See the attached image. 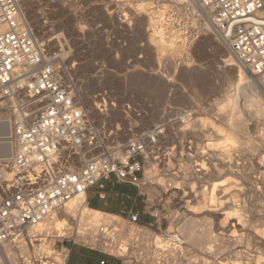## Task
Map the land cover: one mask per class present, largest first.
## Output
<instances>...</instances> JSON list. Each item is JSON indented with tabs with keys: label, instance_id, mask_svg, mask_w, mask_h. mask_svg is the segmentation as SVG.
<instances>
[{
	"label": "rangeland",
	"instance_id": "374dc122",
	"mask_svg": "<svg viewBox=\"0 0 264 264\" xmlns=\"http://www.w3.org/2000/svg\"><path fill=\"white\" fill-rule=\"evenodd\" d=\"M124 2L26 0L24 7L37 38L46 44L48 58L74 80L75 89L90 111L94 112L92 96L101 89H110L120 101H130L144 113L139 120L143 129H151L184 111L193 113L182 128L185 133L180 126L171 125L166 139L169 155L147 167L148 182L138 190L143 204L141 220L149 218L153 222L151 213L155 210L165 216L161 226L156 224L149 234L145 231L141 236L143 264H264V112L258 114L249 107L248 95L259 92L250 72L238 65H227L228 51L197 6L178 0ZM130 4L131 8L126 7ZM148 17L152 24H148ZM148 28L154 37L148 36ZM162 35L168 41L164 49H160ZM170 62H176L174 68ZM229 113L234 114L232 123L221 119ZM112 116L121 118L119 113ZM7 117L0 115L1 119ZM198 150L208 153L207 157L199 159ZM199 160H203V166ZM202 167L213 174L200 179L203 174L196 170ZM215 182L224 184L218 187L217 208L221 211L206 208L201 213V204L187 202L193 200L188 197L190 193L199 195L203 188L208 192ZM201 183L208 187H199ZM225 204L235 210H228ZM236 209L244 213L245 223L232 226V222L240 220L229 215ZM68 212L88 222L81 213L73 209ZM101 212L100 222L120 221L119 214ZM196 212L203 220L194 226L195 237L188 238L185 220ZM234 229L236 236L232 237L229 233ZM17 242L3 246L0 264H10L8 255L15 257L13 264H23L34 250L50 253L62 244L54 237L34 241V248L30 242ZM64 244L69 248L82 246L74 241ZM21 246L29 251L25 253Z\"/></svg>",
	"mask_w": 264,
	"mask_h": 264
},
{
	"label": "built area",
	"instance_id": "2783aa9c",
	"mask_svg": "<svg viewBox=\"0 0 264 264\" xmlns=\"http://www.w3.org/2000/svg\"><path fill=\"white\" fill-rule=\"evenodd\" d=\"M194 1L224 37L236 62L263 72L264 0ZM25 2L0 0V115L9 116L7 140L12 148L8 159H0V251L11 241L33 246L34 241L54 237L62 242L59 247L50 253L36 249L23 264H68L65 241L103 251L120 264H143L141 236L161 226L165 216L159 210L151 213L153 222L133 211L117 216L120 221L94 224L68 212L74 208L70 202L112 177L138 188L147 184V167L170 153L166 139L171 125L185 133L182 128L193 113L184 111L143 129L139 120L144 113L110 89L92 96L90 111L74 80L48 58ZM113 113L121 118H113ZM82 206L88 208L87 199ZM38 225L39 231L27 233Z\"/></svg>",
	"mask_w": 264,
	"mask_h": 264
},
{
	"label": "bare ground",
	"instance_id": "6f19581e",
	"mask_svg": "<svg viewBox=\"0 0 264 264\" xmlns=\"http://www.w3.org/2000/svg\"><path fill=\"white\" fill-rule=\"evenodd\" d=\"M176 1V0H175ZM179 2H187L188 3V5H191V6H197L198 7V5L196 4V2L194 1V0H178ZM186 4V3H185ZM196 8V7H195ZM194 8V9H195ZM199 8V7H198ZM200 9V8H199ZM201 11H202V9H200ZM204 14H205V12L204 11H202ZM135 14V13H134ZM154 19V18H153ZM148 24H152V22H151V19H149V17H148ZM154 21H156V19H154ZM154 21H153V23H154ZM150 22V23H149ZM215 28V27H214ZM216 29V28H215ZM217 30V29H216ZM148 31L150 32H148V36L149 37H151V36H153V31H152V29L151 28H148ZM217 32H218V34H219V36H220V38H221V41H222V45H223V47L228 51L227 52V54H228V59H227V65H229V66H232V65H238V66H240V67H243V68H245L248 72H250V74H251V78H252V81H253V83L256 85V87H257V90L259 91L258 93L257 92H253L252 94H250V95H248V98H247V100H248V102H249V107L251 106V107H254L255 109H256V112L259 114V113H262V112H264V71L263 72H261V73H259V74H257V73H255V72H253V71H251L250 69H248V68H246V67H244V66H242V65H240V64H238L237 62H236V60H235V58H234V56H233V54H232V52H231V50H230V47H229V45H228V43L225 41V39H224V37L221 35V33L217 30ZM157 34V33H156ZM154 37V36H153ZM160 49H164L166 46H167V40L165 39V37H164V35H162L161 36V39H160ZM153 45V44H152ZM159 56V55H158ZM176 63V62H175ZM175 63L174 62H170L169 64H170V66L171 67H173V66H175ZM57 64V63H56ZM174 68V67H173ZM240 71H242V72H245V71H243V70H240ZM246 93H247V91H246ZM260 93V94H259ZM249 94V93H248ZM229 101V100H228ZM231 102V101H230ZM227 104H228V102H227ZM225 106H227V105H225ZM248 106V105H247ZM222 108V107H221ZM224 109H225V107H223ZM223 109V110H224ZM233 111V110H232ZM236 115V114H235ZM7 116V115H6ZM233 116H234V114H232V113H229L228 115H226L225 117L224 116H222L221 117V119L223 120V121H227L228 123H232V121H233ZM258 116V115H257ZM2 117V116H1ZM9 119H1L0 118V159L2 160V159H8L9 157H10V155H11V151H12V148H11V145H10V143L8 142V140H7V136H8V134L10 133V126H9V124L7 123V121H8ZM235 120V119H234ZM240 124V123H239ZM229 125V124H228ZM242 125V124H241ZM242 129V128H241ZM244 131V130H243ZM246 131V130H245ZM216 132V131H215ZM220 133H221V131H220ZM220 133H218V134H220ZM224 133V132H223ZM223 133L222 134H220V135H223ZM220 139V138H219ZM226 139V138H225ZM228 139V138H227ZM223 141V140H222ZM207 145H209V142L208 143H206L205 144V146H207ZM212 145V144H211ZM210 145V146H211ZM228 145V144H227ZM229 147H231V146H229ZM220 148V147H219ZM223 150V149H222ZM217 151V150H216ZM226 152V151H225ZM229 152V151H228ZM231 152V151H230ZM197 155H198V157H199V159H201V158H203V157H205L206 156V154H208V153H203V150L202 151H199L198 150V153H196ZM218 154H220V153H218ZM221 156L223 155V154H220ZM196 156V155H195ZM211 156H212V154H211ZM231 156V155H230ZM207 157V156H206ZM219 158V157H218ZM222 158H224V157H222ZM232 158V157H231ZM208 159V158H207ZM210 159V158H209ZM204 160H205V158H204ZM216 160V159H215ZM214 160V161H215ZM199 161H201V160H199ZM209 161V160H208ZM226 161V160H225ZM225 161H221V163L223 162V163H225ZM205 162V161H204ZM228 162V161H227ZM226 162V163H227ZM230 162H231V160H230ZM232 162H233V160H232ZM207 162H205V165H207L206 164ZM201 164H202V166H203V160L201 161ZM210 164H211V162H210ZM198 165H199V162H198ZM209 165V164H208ZM235 166H237V165H235ZM198 167V166H197ZM211 167V166H210ZM213 167V166H212ZM211 167V168H212ZM222 167H224V166H222ZM221 167V168H222ZM234 167V166H233ZM232 168V167H231ZM171 170V169H170ZM196 171H201V173L203 174V176L202 177H199L200 179H202L203 177H205L206 175H212L211 174V172L209 171V170H207L206 168H204V167H202L201 169H198V170H196ZM227 171V170H226ZM216 172V171H215ZM169 174V173H168ZM196 174V173H195ZM200 174V173H199ZM199 174H198V176H199ZM216 174V173H215ZM220 174V173H219ZM167 175V174H166ZM191 176V175H190ZM197 177V176H196ZM207 177V176H206ZM190 178V177H189ZM208 178V177H207ZM212 179V178H211ZM213 179H215V178H213ZM207 180V179H206ZM201 181V180H200ZM208 181V180H207ZM211 181V180H210ZM200 183V182H199ZM202 183H205V182H202ZM201 183V184H202ZM206 184H207V182H206ZM222 185H224V184H220V185H217V182H215V183H213L212 185H210V187L208 188L209 189V191L207 192L206 191V189L205 188H203L202 189V191L199 193V195H197V194H195V195H191V193H190V195H188V197H193V200H186L187 202H189V201H191V203L193 202V201H195V203H198L199 204V206H200V204H201V207H200V209H202L201 210V213H202V211H206V208H209L210 209V211H218V210H220V209H222V208H217L218 206H219V204L217 203L219 200H220V198H218L219 196V194H218V191H219V189H218V187L219 186H222ZM207 187H208V185H206ZM206 186H204V184H202V186L200 185L199 187H206ZM206 187V188H207ZM198 190V189H197ZM196 190V191H197ZM221 190V189H220ZM167 191V190H166ZM198 192V191H197ZM171 195V194H170ZM166 196V195H165ZM184 198V197H183ZM182 198V199H183ZM86 199V195L85 194H83V195H80V196H77L76 198H74V201H72L71 202V204H70V207H74V208H71L70 209V211L73 209L74 211H77V212H79V213H81L82 214V219H84V220H88V222L90 223V222H94V223H96V222H100L101 220L103 221V219L101 218V215H102V212L101 211H97V209L96 210H94V209H92V208H86L85 206H82V203L84 202V200ZM177 200V199H176ZM179 202V201H178ZM220 203V202H219ZM228 203V202H227ZM187 204V203H186ZM195 205V204H194ZM226 205V204H225ZM236 205L238 206V208H240L241 207V204L239 203H236ZM176 206V205H175ZM192 206V205H191ZM196 206H198V205H196ZM198 206V207H199ZM223 206V205H222ZM178 207V206H177ZM193 207V206H192ZM197 207V208H198ZM226 207H227V209L228 210H235L234 209V207H230V205H226ZM188 208H190V207H188ZM183 209V208H182ZM185 209V208H184ZM192 209V208H191ZM190 209V210H191ZM226 209V210H227ZM225 210V211H226ZM88 211H90V212H92L93 214H91V213H88L87 214V212ZM194 211V210H193ZM221 211V210H220ZM246 211V210H245ZM198 213H200V212H196V213H194L193 215H190L189 217H188V219H186L185 220V228H186V231H184V232H186V234H187V237L188 238H190V237H192V238H194L195 237V229H194V226L196 225V222H198V221H202L203 220V217L202 216H198ZM200 213V214H201ZM243 212H242V210H237L236 209V212L235 213H233V215L232 214H229V215H231V218L232 219H236L237 220V218H239L240 220L238 221V222H236V223H233L232 222V226H236L237 225V223L238 224H241V223H245L244 222V217H243ZM187 215H189V214H185V217L187 216ZM204 216H206V215H204ZM225 216H227V215H225ZM182 217V216H181ZM219 217V216H218ZM207 218H209V217H207ZM212 218V217H211ZM210 218V219H211ZM204 219H206V218H204ZM219 219V218H218ZM108 220H109V218H108ZM110 220H111V218H110ZM180 220V219H179ZM230 220V219H229ZM107 221V220H106ZM87 222V221H86ZM205 222V221H204ZM212 222V221H211ZM221 222V221H220ZM182 223V222H181ZM210 223V222H209ZM226 223V222H225ZM224 225V224H223ZM243 225L244 224H242V227H243ZM217 226V225H216ZM215 228V227H214ZM41 229V226L40 225H38V226H32V227H29L28 228V230H27V233L28 234H33L34 232H36V231H39ZM207 229V228H206ZM220 229V228H219ZM218 229V230H219ZM180 230V229H179ZM216 230V229H215ZM217 230V231H218ZM216 231V232H217ZM221 231V230H220ZM228 231V230H227ZM179 232V231H178ZM199 232V231H198ZM145 233V232H144ZM148 233V232H147ZM146 233V234H147ZM150 233V232H149ZM148 233V234H149ZM222 233V231L220 232V234ZM202 234V233H201ZM200 234V235H201ZM207 234L208 235H211L212 234V231L211 230H208L207 231ZM230 234V236H232V237H234V236H236V230L234 229L233 231H232V233H229ZM214 235V234H213ZM153 236V235H152ZM217 236V235H216ZM220 236H222V235H220ZM184 237V236H183ZM212 237V236H211ZM210 238V237H209ZM213 238V237H212ZM218 239H219V237H217ZM216 238V239H217ZM222 238V237H221ZM220 238V239H221ZM228 238V237H227ZM230 238V237H229ZM237 238V237H236ZM253 238H255V237H253ZM163 239V238H162ZM186 239V238H185ZM223 239V238H222ZM225 239V238H224ZM233 239V238H232ZM165 240V239H164ZM215 240V239H214ZM230 239H228V241H229ZM242 240V239H241ZM258 240V239H257ZM163 241V240H162ZM211 241V240H210ZM225 241V240H224ZM188 242H190V241H188ZM222 242V241H221ZM242 242V241H241ZM240 242V243H241ZM18 243V242H17ZM225 243V242H224ZM248 243V242H247ZM207 244H209V242L207 243ZM7 245V244H6ZM25 245V244H24ZM248 245V244H247ZM28 246V245H27ZM206 246V245H205ZM213 247H214V245H212ZM219 246V245H218ZM217 246V247H218ZM224 247V246H223ZM7 248V247H6ZM34 248V247H33ZM49 248V247H48ZM215 248V247H214ZM29 249V248H28ZM27 249V247L26 246H21V250L22 251H24L25 253H27L29 250ZM169 249V248H168ZM172 249V248H171ZM216 249V248H215ZM228 249V248H227ZM175 250V248H173L172 249V251L173 252H175L174 251ZM209 251L211 252L212 251V248L211 247H209ZM236 251V250H235ZM236 252H238V253H240V252H244V251H241V250H237ZM236 252H235V254H236ZM7 253V252H6ZM117 253L118 254H121V252H119V250L117 251ZM213 253H214V249H213ZM12 254V253H11ZM10 254V255H11ZM175 254V253H174ZM122 255V254H121ZM28 258H30V256L28 255L27 256ZM143 257H145V256H143ZM150 257V256H149ZM213 257V256H212ZM242 257V256H241ZM244 257V256H243ZM8 258H9V263L10 264H13V262H14V258H12V256H9L8 255ZM17 258V257H16ZM26 259V258H25ZM245 259V258H244ZM254 259V258H253ZM149 260V259H148ZM261 260V259H260ZM242 262V261H241ZM1 263V262H0ZM18 264V263H17ZM212 264V263H211ZM256 264H257V262H256ZM262 264V263H261Z\"/></svg>",
	"mask_w": 264,
	"mask_h": 264
},
{
	"label": "crops",
	"instance_id": "0c3cea01",
	"mask_svg": "<svg viewBox=\"0 0 264 264\" xmlns=\"http://www.w3.org/2000/svg\"><path fill=\"white\" fill-rule=\"evenodd\" d=\"M140 188L127 183L118 182L114 177L103 182L102 187L95 186L86 191L89 206L97 211L111 214L126 215L129 212H142L143 204ZM150 219L143 220L148 222ZM105 259L106 264H120L114 257L106 253L88 249L79 245L70 246L68 264H100Z\"/></svg>",
	"mask_w": 264,
	"mask_h": 264
},
{
	"label": "snow or ice",
	"instance_id": "6c2138e0",
	"mask_svg": "<svg viewBox=\"0 0 264 264\" xmlns=\"http://www.w3.org/2000/svg\"><path fill=\"white\" fill-rule=\"evenodd\" d=\"M132 6H133V5H131V4H130V5H126V7H129V8H131Z\"/></svg>",
	"mask_w": 264,
	"mask_h": 264
}]
</instances>
